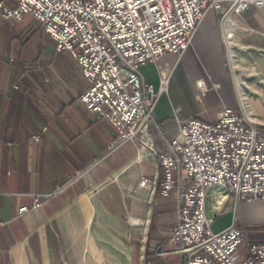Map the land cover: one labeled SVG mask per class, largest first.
<instances>
[{
  "label": "crops",
  "instance_id": "0c3cea01",
  "mask_svg": "<svg viewBox=\"0 0 264 264\" xmlns=\"http://www.w3.org/2000/svg\"><path fill=\"white\" fill-rule=\"evenodd\" d=\"M26 17L0 19V264H182L169 239L178 201L175 193L160 195L158 161L177 117L207 121L224 106L237 108L218 16L206 15L181 57L167 54L140 68L156 86L157 66L171 68L148 126L154 157L137 139L110 148L117 130L79 100L88 82L74 58ZM233 19L239 41L264 50V8L249 6ZM40 32L54 45L31 46ZM250 54L264 72V55ZM249 104L264 124V87ZM55 189L48 202L18 214L35 194ZM234 215L245 242H264V201H241L233 212L229 206L212 228H225Z\"/></svg>",
  "mask_w": 264,
  "mask_h": 264
},
{
  "label": "built area",
  "instance_id": "2783aa9c",
  "mask_svg": "<svg viewBox=\"0 0 264 264\" xmlns=\"http://www.w3.org/2000/svg\"><path fill=\"white\" fill-rule=\"evenodd\" d=\"M15 1L10 7L0 0V19L20 21L32 15L56 50L69 52L86 78L88 87L79 100L117 130L110 148L137 139L148 157L158 153L148 126L167 92L171 68L157 66V86L143 79L140 68L167 54L181 57L206 15L218 16L237 108L224 106L207 121L176 118L178 129L158 161L159 193L165 198L175 193L178 201L169 239L182 264H264V242H245L235 215L225 228H212L229 201L232 212L241 201H264V124L249 118L257 117L249 102L264 87V72L250 52L264 55V50L243 45L233 19L249 6L264 8V0ZM33 138L39 140V135ZM58 192L35 194L18 214L39 208ZM214 193L222 194L224 202L216 204Z\"/></svg>",
  "mask_w": 264,
  "mask_h": 264
},
{
  "label": "rangeland",
  "instance_id": "374dc122",
  "mask_svg": "<svg viewBox=\"0 0 264 264\" xmlns=\"http://www.w3.org/2000/svg\"><path fill=\"white\" fill-rule=\"evenodd\" d=\"M29 15L26 17V19H28ZM40 29V28H39ZM41 33V32H40ZM222 40V38H221ZM30 45H35L37 46L38 44H40V46L44 49V48H48L49 46H53L54 42H52L48 36H46V34L41 33L40 35H36L34 34V37L32 39H30L29 41ZM223 45V43H222ZM223 50H224V46H223ZM171 73V72H170ZM228 74V73H227ZM170 76V75H169ZM229 76V75H228ZM158 78H159V72H158ZM169 80V79H168ZM159 84V83H158ZM168 89V88H167ZM254 112V111H253ZM259 118V116H257ZM261 119V118H260ZM262 130L264 131V126L262 127ZM175 176V175H174ZM230 202V201H229ZM231 203V202H230ZM228 203L229 206L232 207V205ZM230 207V210H231Z\"/></svg>",
  "mask_w": 264,
  "mask_h": 264
},
{
  "label": "bare ground",
  "instance_id": "6f19581e",
  "mask_svg": "<svg viewBox=\"0 0 264 264\" xmlns=\"http://www.w3.org/2000/svg\"><path fill=\"white\" fill-rule=\"evenodd\" d=\"M250 110H251V108H250ZM251 120L253 119V120H256V121H258L256 118H254L253 116L252 117H249ZM259 122H260V120H259ZM213 197H214V200L216 201V204L218 203V204H221V203H223L224 202V196L222 195V194H220V193H214V195H213Z\"/></svg>",
  "mask_w": 264,
  "mask_h": 264
}]
</instances>
